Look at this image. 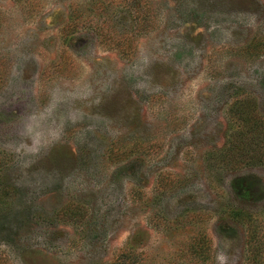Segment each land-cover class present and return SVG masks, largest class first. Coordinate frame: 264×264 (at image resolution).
Listing matches in <instances>:
<instances>
[{
  "label": "rangeland",
  "instance_id": "1",
  "mask_svg": "<svg viewBox=\"0 0 264 264\" xmlns=\"http://www.w3.org/2000/svg\"><path fill=\"white\" fill-rule=\"evenodd\" d=\"M235 104L264 120V0H0V264H264Z\"/></svg>",
  "mask_w": 264,
  "mask_h": 264
},
{
  "label": "trees",
  "instance_id": "2",
  "mask_svg": "<svg viewBox=\"0 0 264 264\" xmlns=\"http://www.w3.org/2000/svg\"><path fill=\"white\" fill-rule=\"evenodd\" d=\"M72 29L67 26V30ZM227 120L229 123L236 127L234 132H230L227 140V147L219 153L221 157L233 156L237 153L242 154L245 158L244 164L252 163H264V155L260 153V147H256L254 151H257L255 154H248L250 148L247 149V142L250 145L252 142L254 145L258 142L261 132V124L264 120L261 119L259 114L255 110H251L248 105L244 104H235L232 105L227 112ZM252 133L251 140H248L247 135ZM218 156V154H215ZM249 156V158H248Z\"/></svg>",
  "mask_w": 264,
  "mask_h": 264
}]
</instances>
